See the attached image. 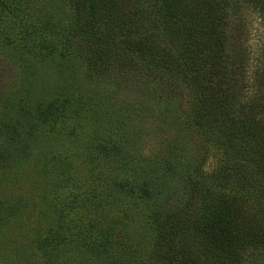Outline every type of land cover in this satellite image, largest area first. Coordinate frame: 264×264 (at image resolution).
<instances>
[{
    "label": "trees",
    "instance_id": "obj_1",
    "mask_svg": "<svg viewBox=\"0 0 264 264\" xmlns=\"http://www.w3.org/2000/svg\"><path fill=\"white\" fill-rule=\"evenodd\" d=\"M22 4L21 0H0V6L12 15V21L3 24L0 12L4 48L9 49L12 36L19 39L15 56L6 53V57L18 61L20 56L25 64V55L36 56L38 29L45 28L46 33L59 30L55 43L42 36L46 41L42 48L64 52V57L73 54L79 61L75 69L87 77H123L135 84L145 82V77L155 91L165 94L176 89L180 97H189L183 112L186 124L197 131L206 147L199 163L184 176L189 194L182 205L171 209L166 201L158 206L161 184L155 177V165L141 167V177H136L134 167L133 177L120 185L134 203L146 200L152 204L146 218L158 231L156 242L164 245L157 251L156 263L173 258L177 264H200L190 259L191 241L199 245L204 258L218 264H243L246 253H263L264 38L253 47L242 17L255 13L264 25V0H71V19L64 28L58 21L51 23L52 14L36 17L33 8ZM22 68L37 77L34 68ZM247 77H254L253 92ZM98 94H92L90 104L85 105L110 118L113 102L107 93ZM38 98H16L21 105L18 115L0 126L7 143L18 150L14 152L23 154L29 144L22 132L31 139L48 114H56L53 105L40 106ZM66 108L74 114L70 106ZM117 141L109 135L99 148L114 154L119 151ZM8 152L9 148L0 149L3 164ZM208 156L213 166L205 172ZM148 172L152 179H147ZM62 180L71 183L68 177ZM258 189L254 210L247 199L237 197L236 192ZM182 238L189 241L183 243Z\"/></svg>",
    "mask_w": 264,
    "mask_h": 264
},
{
    "label": "rangeland",
    "instance_id": "obj_2",
    "mask_svg": "<svg viewBox=\"0 0 264 264\" xmlns=\"http://www.w3.org/2000/svg\"><path fill=\"white\" fill-rule=\"evenodd\" d=\"M21 1L24 8H33L36 17L52 14L51 23L58 21L60 28L71 19V0ZM0 12L3 24L12 21L8 8L0 6ZM242 19L249 27V42L256 48L264 38V25L255 13L246 12ZM38 31L36 56L25 55V64L20 56L18 61L5 56H15L19 39L12 36L14 40L5 49L0 35V126L18 115L21 105L16 98L39 96V105H53L56 113L48 114L31 139L22 132L29 143L23 154L14 152L5 130L0 129V149L9 148L4 164L0 161V264H162L155 258L164 245L156 242L158 231L146 218L151 202L134 203L120 185L133 177L134 167L136 177H141V167L155 165V177L161 184L158 206L166 201L167 208L182 205L189 194L184 176L199 163L206 147L197 131L186 124L183 112L189 97H180L176 89L165 94L155 91L145 77L140 85L123 77H87L75 69L79 61L73 54L64 57V52L50 53L42 48L46 42L42 36L54 41L59 30ZM25 65L34 68L37 77L24 72ZM253 80L247 77L250 87ZM99 92L107 93L113 102L110 118L85 105ZM109 135L118 138L115 146L119 151L114 154L99 148ZM212 166L208 156L205 172ZM147 175V179L153 178L151 172ZM65 177L70 184L62 180ZM259 190L236 193L254 210ZM191 246V260L218 264L204 258L197 243L191 241ZM258 252L246 253L243 264H264V252ZM163 264L177 261L172 258Z\"/></svg>",
    "mask_w": 264,
    "mask_h": 264
}]
</instances>
